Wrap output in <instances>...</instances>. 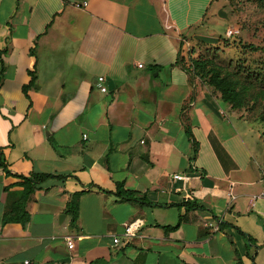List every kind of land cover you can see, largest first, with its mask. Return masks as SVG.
<instances>
[{
	"label": "crops",
	"instance_id": "1",
	"mask_svg": "<svg viewBox=\"0 0 264 264\" xmlns=\"http://www.w3.org/2000/svg\"><path fill=\"white\" fill-rule=\"evenodd\" d=\"M222 6L0 0V264H264V137L179 61L220 46ZM32 172L61 177L4 221Z\"/></svg>",
	"mask_w": 264,
	"mask_h": 264
},
{
	"label": "rangeland",
	"instance_id": "2",
	"mask_svg": "<svg viewBox=\"0 0 264 264\" xmlns=\"http://www.w3.org/2000/svg\"><path fill=\"white\" fill-rule=\"evenodd\" d=\"M226 17L216 33L220 46L200 50L211 58L243 90V103L236 108L256 133L264 137V0H220ZM218 13V12H217ZM231 34L227 36L226 30ZM256 47L252 48L251 46ZM192 47V55L196 47ZM264 154V139L258 147Z\"/></svg>",
	"mask_w": 264,
	"mask_h": 264
},
{
	"label": "trees",
	"instance_id": "3",
	"mask_svg": "<svg viewBox=\"0 0 264 264\" xmlns=\"http://www.w3.org/2000/svg\"><path fill=\"white\" fill-rule=\"evenodd\" d=\"M251 47L256 48L253 46ZM191 50L192 47H189L185 50V54L179 58V61L184 63L183 67L192 75L197 76L203 82H206L208 85H210L216 92L219 93V98L221 101L229 104L232 109L236 110L237 107L241 106L244 99L242 88L239 89L231 78L225 74H222L221 67L217 65L211 58L201 57L200 55L194 57L191 53ZM33 82L34 76L31 74L30 84ZM27 86H23V91L25 94ZM0 167L3 168L5 174H12L2 159H0ZM15 176L21 179V181L18 182V185L21 186L22 189L18 191L16 199L13 200L9 205V210L3 214V220L6 222H19L23 224L28 220L29 217L28 212L25 210V205L30 194L34 191L38 184L47 178H59L61 176L51 173L34 172L28 175L18 174ZM79 194L80 192L74 193L67 204L66 211L71 214L72 222L77 216ZM115 194L123 200L145 202V200L135 197L132 191L124 189L121 184H117ZM184 204L190 208L195 206L188 202H185ZM249 240L251 241V238H249Z\"/></svg>",
	"mask_w": 264,
	"mask_h": 264
},
{
	"label": "built area",
	"instance_id": "4",
	"mask_svg": "<svg viewBox=\"0 0 264 264\" xmlns=\"http://www.w3.org/2000/svg\"><path fill=\"white\" fill-rule=\"evenodd\" d=\"M82 5H86V3L83 4H76V6L80 7ZM227 36H229L231 34V30L227 29L226 30ZM139 67H141V64H138ZM96 86L99 88L100 91L102 92H107L109 90L108 85H107V79L104 76H99L96 79ZM84 138H86V134L83 135ZM173 179H179V180H186L187 177L185 175H180V174H174L172 175ZM230 197L233 198V195L229 192ZM209 226H214V223L210 222L208 223ZM142 226V220L140 218H135L129 222H125L123 223V235L125 237H133L135 236L140 228ZM66 239V243L68 245V247H73V240L72 239H68L67 237H65ZM113 241V245H116L120 242V238L118 236L113 237L112 239ZM27 262V261H25Z\"/></svg>",
	"mask_w": 264,
	"mask_h": 264
},
{
	"label": "water",
	"instance_id": "5",
	"mask_svg": "<svg viewBox=\"0 0 264 264\" xmlns=\"http://www.w3.org/2000/svg\"><path fill=\"white\" fill-rule=\"evenodd\" d=\"M219 16L226 17V13L223 10H219L217 13ZM113 85V82L111 79H108V88L111 89ZM64 216V215H62Z\"/></svg>",
	"mask_w": 264,
	"mask_h": 264
}]
</instances>
